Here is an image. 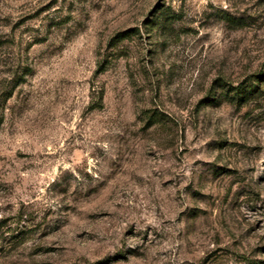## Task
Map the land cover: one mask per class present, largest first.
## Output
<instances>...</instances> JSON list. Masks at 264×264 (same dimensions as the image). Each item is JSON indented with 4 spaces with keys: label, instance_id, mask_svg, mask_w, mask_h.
I'll list each match as a JSON object with an SVG mask.
<instances>
[{
    "label": "rangeland",
    "instance_id": "rangeland-1",
    "mask_svg": "<svg viewBox=\"0 0 264 264\" xmlns=\"http://www.w3.org/2000/svg\"><path fill=\"white\" fill-rule=\"evenodd\" d=\"M259 70L264 0H0V264H264Z\"/></svg>",
    "mask_w": 264,
    "mask_h": 264
},
{
    "label": "trees",
    "instance_id": "trees-1",
    "mask_svg": "<svg viewBox=\"0 0 264 264\" xmlns=\"http://www.w3.org/2000/svg\"><path fill=\"white\" fill-rule=\"evenodd\" d=\"M128 36H129V32H123L115 36L114 41L124 39ZM103 70H104V65L103 62H101L97 70V73H100ZM220 83L221 82H219V84ZM263 89H264V70H259L255 74L246 78L241 84L227 88L224 91V97L228 98L230 101H235L237 103H247L254 97L259 96V94L263 91ZM12 93L13 90H10L7 97H11ZM103 99H104V94L103 92H101L99 96V105H102ZM213 100H215V98H213L211 101Z\"/></svg>",
    "mask_w": 264,
    "mask_h": 264
}]
</instances>
